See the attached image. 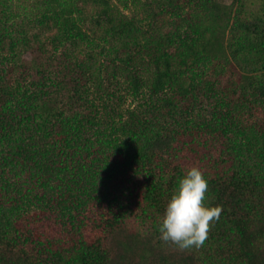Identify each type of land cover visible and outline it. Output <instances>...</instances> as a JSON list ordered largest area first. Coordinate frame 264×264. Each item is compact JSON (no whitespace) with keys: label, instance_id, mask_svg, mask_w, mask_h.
I'll return each instance as SVG.
<instances>
[{"label":"trees","instance_id":"trees-1","mask_svg":"<svg viewBox=\"0 0 264 264\" xmlns=\"http://www.w3.org/2000/svg\"><path fill=\"white\" fill-rule=\"evenodd\" d=\"M8 2L0 264H264V0L139 1L148 31L112 0H37L29 23L55 30L50 49L13 30ZM89 5L107 65L79 56ZM194 165L221 212L180 249L158 225Z\"/></svg>","mask_w":264,"mask_h":264},{"label":"clouds","instance_id":"clouds-1","mask_svg":"<svg viewBox=\"0 0 264 264\" xmlns=\"http://www.w3.org/2000/svg\"><path fill=\"white\" fill-rule=\"evenodd\" d=\"M208 177L199 166L190 167L179 179L159 222L160 237L180 249L200 247L210 222L219 218L220 206L206 204Z\"/></svg>","mask_w":264,"mask_h":264},{"label":"rangeland","instance_id":"rangeland-1","mask_svg":"<svg viewBox=\"0 0 264 264\" xmlns=\"http://www.w3.org/2000/svg\"><path fill=\"white\" fill-rule=\"evenodd\" d=\"M113 4H115V9L117 12H120L121 14L127 15V16H136L138 20L139 26L143 31H148L149 28V23L148 19H146V16L143 15V9L140 4H138L139 1L144 2V0H112ZM221 2L225 4H231L233 0H220ZM9 11L18 14V17H14L13 24L15 27H13V30L15 31L16 28L25 27L29 34L34 35L38 34V36L45 41V44L47 46V49L52 48V45L50 44V39L52 35L55 33V30L50 29L46 26H42L39 23L33 24L32 22L29 23V18L31 20L35 19L37 16V0H9ZM89 12H88V19L86 22V25L88 27V30H96V35H92L93 37V42L92 44H83L81 45V48L79 50V56L81 58H89L90 54H93L94 56L96 55V62H98V65L100 63H105L106 65L109 63V58H108V44H105L103 40L100 38L101 35V27L97 25V22L93 20V7L91 5L88 6ZM27 16V17H26ZM142 19V21H141ZM10 21L9 24H12ZM4 25L0 24V32L3 33L2 27ZM11 30V29H10ZM150 34L152 31H149ZM34 37V36H33ZM32 37V39H33ZM15 38V35H14ZM4 44V50L2 49L1 52L3 54H8V56H11L12 52H10V40L9 37L5 41H3ZM20 46V45H19ZM95 51H94V49ZM16 51L19 52V55L24 56V52L26 51L25 47L22 46L19 50L18 48L15 49ZM23 52V53H22ZM35 50H30L29 52L26 53L25 58L31 59L35 55ZM39 55V53H38ZM126 98V104L124 105L125 108L130 107L135 103L134 98L125 95Z\"/></svg>","mask_w":264,"mask_h":264}]
</instances>
